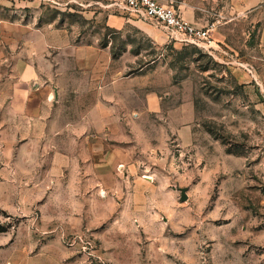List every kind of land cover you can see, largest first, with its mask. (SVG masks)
Wrapping results in <instances>:
<instances>
[{
	"label": "rangeland",
	"instance_id": "rangeland-1",
	"mask_svg": "<svg viewBox=\"0 0 264 264\" xmlns=\"http://www.w3.org/2000/svg\"><path fill=\"white\" fill-rule=\"evenodd\" d=\"M175 5L0 0V264H264L259 16Z\"/></svg>",
	"mask_w": 264,
	"mask_h": 264
},
{
	"label": "built area",
	"instance_id": "built-area-1",
	"mask_svg": "<svg viewBox=\"0 0 264 264\" xmlns=\"http://www.w3.org/2000/svg\"><path fill=\"white\" fill-rule=\"evenodd\" d=\"M132 14L160 25L170 39L186 43H211V28L187 20L175 0H119Z\"/></svg>",
	"mask_w": 264,
	"mask_h": 264
},
{
	"label": "crops",
	"instance_id": "crops-1",
	"mask_svg": "<svg viewBox=\"0 0 264 264\" xmlns=\"http://www.w3.org/2000/svg\"><path fill=\"white\" fill-rule=\"evenodd\" d=\"M239 8L244 13L246 11L257 13V15L259 16L258 21H260L259 36H260V40L264 44V0H239ZM184 17L190 22H192L190 18H187L186 16ZM123 23H124V20L120 16L111 15L109 18V24L112 27L120 28L122 27Z\"/></svg>",
	"mask_w": 264,
	"mask_h": 264
},
{
	"label": "water",
	"instance_id": "water-1",
	"mask_svg": "<svg viewBox=\"0 0 264 264\" xmlns=\"http://www.w3.org/2000/svg\"><path fill=\"white\" fill-rule=\"evenodd\" d=\"M56 93H57V90H56ZM181 191H182L181 199L182 200H186L187 199V194H186L185 188H182Z\"/></svg>",
	"mask_w": 264,
	"mask_h": 264
}]
</instances>
